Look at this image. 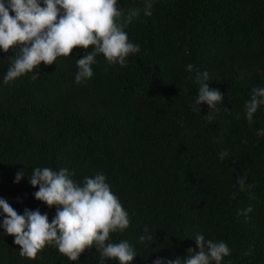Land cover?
Wrapping results in <instances>:
<instances>
[{
	"label": "trees",
	"instance_id": "1",
	"mask_svg": "<svg viewBox=\"0 0 264 264\" xmlns=\"http://www.w3.org/2000/svg\"><path fill=\"white\" fill-rule=\"evenodd\" d=\"M152 3L145 16L144 0H118L125 13L141 9L125 29L140 52L126 67L97 56L93 77L79 84L83 49L41 64L35 80L30 73L8 84L9 61L21 46L0 50V198L21 215L39 209L51 222L56 207L35 199L33 168H67L80 184L102 172L130 217V227L110 238L135 249L131 264L183 260L198 251V233L228 245L222 264H264V136L257 135L264 105L251 124L245 114L252 88L264 87V0ZM196 71H207L209 87L224 96L211 122L206 104L192 110ZM242 176L254 185L250 192L239 190ZM248 206L251 213L239 214ZM146 226L151 242L140 241ZM19 250L0 227V264H100L94 246L76 262L47 245L34 261Z\"/></svg>",
	"mask_w": 264,
	"mask_h": 264
},
{
	"label": "clouds",
	"instance_id": "2",
	"mask_svg": "<svg viewBox=\"0 0 264 264\" xmlns=\"http://www.w3.org/2000/svg\"><path fill=\"white\" fill-rule=\"evenodd\" d=\"M42 3L43 7L41 0H0V50L8 53L15 46H21L9 61L5 84L30 73H34L33 80L37 79L36 71L41 64L50 66L58 57H71L74 49L85 50L83 57L76 59L78 84L93 77L97 56L102 55L109 65L126 67L127 58L140 52V46L130 42L125 31L139 17L140 8H130L125 13L118 0H42ZM152 7V0H144L145 16L152 15ZM193 67L188 64L187 71L192 73ZM208 81L207 71L195 72L199 87L192 110L200 112V106L206 104L209 113L205 119L211 122L224 96L219 90L211 89ZM261 105H264V87H254L250 100L245 103L250 124ZM257 135L264 136V130H258ZM226 156L228 152L224 150L219 158L223 160ZM25 174L24 170L18 171L14 182L19 183ZM73 176L67 168H59L58 172L50 167L33 168L28 178L30 185L39 189L35 199L50 209L56 207L55 217L49 222L47 214L27 208L21 215L7 199L0 198L3 217L0 227L14 237L19 255L29 260H36L47 245L76 262L85 250L94 246L100 252V264H104L105 258L131 264L137 256L135 249L127 241L111 242L110 234L125 231L131 222L106 176L102 172L86 176L83 184L77 183ZM236 184L241 192H250L254 187L247 183L246 176L237 178ZM252 211L248 206L239 214L247 216ZM144 231L146 234L140 241L151 242L153 237L147 234V226ZM194 240L198 251L189 249L183 260L180 257L156 259L154 264H222L231 255V249L223 241L206 240L200 233ZM244 255H251V249Z\"/></svg>",
	"mask_w": 264,
	"mask_h": 264
}]
</instances>
